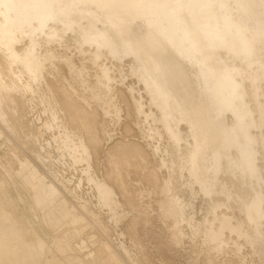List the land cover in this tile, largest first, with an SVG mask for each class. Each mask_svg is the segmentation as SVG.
Segmentation results:
<instances>
[{
    "label": "bare ground",
    "instance_id": "bare-ground-1",
    "mask_svg": "<svg viewBox=\"0 0 264 264\" xmlns=\"http://www.w3.org/2000/svg\"><path fill=\"white\" fill-rule=\"evenodd\" d=\"M233 5L237 7L235 9L237 14L233 11ZM139 20L143 24L137 25V27L136 23ZM84 21H88L87 27L82 24ZM52 22L55 25L60 22L66 23V30H71L74 25H78L82 29V33L76 39L77 43L81 47L84 44L93 47L98 59L103 56L105 49L109 50L114 57L119 56L122 51L134 57L138 64V67L133 69L134 75L144 81L146 91L152 99V105L161 111L162 117L159 121L171 138L174 155L178 158L182 175L183 171L187 170L207 195L212 196L215 192L218 194L217 187L219 186L228 199L237 196L241 200L242 212L254 226L255 236L245 233L247 239L253 241L263 237V191L254 189V195L247 201L240 194L234 193L227 183L224 184L219 179V174L223 172V164L226 162L227 169L235 178L238 177L239 172L242 173L243 185L247 184L246 177H249L251 182L253 179L259 183L264 181L263 172L258 164L259 149L260 147L264 149V88L262 87L264 82V3L261 0H0V114L3 117L6 99H10L11 104L14 105L21 100V97L23 98L20 94L22 92L36 95L34 83L39 84L41 80H45L48 57L41 51L42 40L45 36L46 43L50 44L61 39L58 28L51 27ZM97 23H102L103 28H100ZM113 34H115L114 37ZM26 36H29L28 43L18 46ZM257 52H261V56L256 55ZM185 66H188L191 73L185 69ZM103 75L109 80L112 79L108 70L104 71ZM190 75H193V80ZM17 93L21 96L18 101ZM78 107L77 110L82 108ZM58 109H51L53 121L49 128L54 129L56 126L62 128L60 134L54 135L53 140L57 146L69 150V155L76 164L86 163L87 166L83 168V172L99 193L98 203L102 208H108L117 217L120 202L116 199V191L106 180L103 181L93 175L94 166L89 145L84 137L81 136L77 140L73 131L59 124V121L62 120H59ZM65 109L72 111L74 109L73 102ZM85 111L87 110H84V114ZM70 113H68L69 116L72 115ZM87 113L85 116L88 115ZM229 114L233 116L232 123L228 120ZM23 115L25 114L23 113ZM74 115L79 114L73 113L72 116ZM94 115L92 114V116ZM78 117L81 118V116ZM83 118L85 119V117ZM71 120L73 121L74 118ZM90 120H92L91 117ZM95 120L97 119L95 118ZM182 123L189 127L186 137L183 135ZM84 124L83 126L86 125ZM88 126L90 127V125ZM37 127H34V130ZM95 127L93 128L95 129ZM27 129L29 131V127ZM39 129L42 128L39 127ZM89 129H86L87 133H90ZM31 130L33 131L32 128H30ZM91 134H93L92 130ZM91 134H87L92 137L91 142L98 143L100 141L98 135L93 134L92 136ZM90 137L88 138L90 139ZM41 140L42 138L39 142ZM183 143L186 144L184 149ZM41 148L43 150L44 147ZM156 151H161L159 145L156 146ZM165 151L169 152V149ZM43 154V152L40 153L39 157L43 163H48L52 157ZM62 156L65 158V154ZM162 163L168 167L166 159H163ZM171 164L173 167L175 162L172 161ZM220 171L222 172L220 173ZM36 174L35 169L32 174L34 179H38ZM7 175L10 174L7 173ZM40 180L43 181V179ZM64 180L61 181L62 187L64 186L68 191L69 186ZM72 180L68 182L70 183ZM149 180H151L150 176ZM155 180L158 181L157 173ZM82 183L83 178L79 183L80 187ZM52 184L56 186V193L50 192L51 195H49L48 192L49 203L40 201L44 207L52 205V209L48 212L51 225L55 226L52 224L54 222L52 214L55 211L59 214L58 223L72 219L76 223L83 224L84 221H87L89 224L92 222L102 224L101 214L91 207L90 201L78 200L80 202H76L68 199L67 196V198H62L57 194L61 191V186L59 187L55 182ZM4 185V180L0 177V187H4ZM189 187L190 191H193L192 183H189ZM166 190L170 194L173 192L169 180ZM74 193L76 192L74 191ZM71 194L73 193L71 192ZM172 203L176 212L181 216L182 222L192 225L194 218L186 219L184 217L187 205L181 198L173 196ZM220 208L221 205L218 203L212 205L213 219L206 218L205 220V233L210 241L216 244L222 241L225 230L243 234L242 226L234 225L232 216L225 213L222 218L219 217ZM227 208L229 209L230 206ZM22 210L28 212L24 206H22ZM6 211L2 212L1 215L4 218L0 219L3 222L6 218V221L11 222L14 215L12 213L13 216H9ZM16 220L18 222V219ZM13 222L15 221L13 220ZM31 222L33 223V221ZM16 223L13 225L19 226ZM7 224L9 225V223ZM35 224L32 226L35 227ZM216 224H219V230L216 229ZM201 227V223L195 225L198 233L202 231ZM82 228L85 226H81ZM83 231L84 229H82ZM75 232L80 231L75 230ZM37 234L38 237L35 240H28L23 235L27 243L24 242L26 244L22 245V242L19 245L25 246V248L26 246L30 247L29 249L33 250L34 254L29 249L27 251L29 250L33 257L38 254L43 255L47 249L49 252L53 250V254L56 252L60 255L59 257H50L44 264L108 263L99 261L100 258L95 262L89 261L88 259L94 256L93 252L87 255L88 259L85 255L87 260L80 256H69V253L75 254L77 250L70 244V238L66 234H63L62 238H58V234L53 239V243H49L41 233ZM17 235L20 236L19 233ZM5 241L0 239V250L10 251V244L7 243L9 241L7 239ZM101 244L104 251L107 250L109 253V257H107L110 260L109 264H127L123 252L120 251L123 249L126 254H129L130 251L125 246L117 248L109 238ZM16 245L17 243L14 245L15 248ZM14 247L12 246L11 252H20L17 250L19 246L16 250ZM13 248L14 250H12ZM83 250L81 254L88 252ZM36 253L37 255H35Z\"/></svg>",
    "mask_w": 264,
    "mask_h": 264
},
{
    "label": "rangeland",
    "instance_id": "rangeland-1",
    "mask_svg": "<svg viewBox=\"0 0 264 264\" xmlns=\"http://www.w3.org/2000/svg\"><path fill=\"white\" fill-rule=\"evenodd\" d=\"M261 1L264 3V0ZM236 8V5H233L235 14H237ZM82 24L87 27L89 23L84 21ZM141 24L143 22L139 20L136 26ZM97 25L103 28L102 23H97ZM51 27L58 28L61 39L50 44L46 43L45 36L42 40L41 51L48 57L45 80H41V84L40 82L39 84L34 83L36 95L22 92L20 93L22 98L17 93V101L21 97V102L14 105L11 104L10 99H6L5 103L3 102L5 104L4 117L0 114V177L5 183L4 187H0V218L3 217L2 212L6 210L9 216L14 215L11 221L12 225H10L11 222L6 221V218L5 222L0 219V239L3 241L7 239L11 248L17 243L16 246L19 247L16 248L20 250V252H11L10 248L7 253L8 251L5 252L1 249L0 264H44L50 257H59L58 253L54 252L55 254H53V250L49 252L47 249L43 255L36 253L37 256L34 258L33 250L31 251L30 247L20 246L22 242V245L27 243L26 239L35 240L38 237L37 233L45 236L49 243H53V239L58 234V238H62V235L66 234L70 238V244L77 250L75 254L69 253L68 255L71 257L80 256L84 259L87 257L88 259L87 255L93 252V258L88 259L91 262L100 258L99 261L110 263L107 258L109 253L106 250V254L101 244L109 238L117 248L125 246L130 251L129 254H126L123 249H120L127 264H264V236L253 241L247 239L245 233L255 236V231L254 226L242 212L241 200L237 196L231 198L232 200L228 199L219 186L218 189L216 188L218 194L215 192L212 196L207 195L187 170H184L182 175L178 158L174 155L171 138L159 121L162 117L161 111L152 105V99L146 91L144 81L134 75L133 69L138 67L134 57L124 51L114 57L109 50L105 49L103 56L98 59L93 47H90L89 44H84L81 47L77 43L76 39L82 33V29L78 25H74L71 30H66V23L60 22L55 25L52 22ZM65 31L66 33H64ZM112 36L114 37L115 34ZM115 40L117 41L116 37ZM28 41L29 36H26L18 46L28 43ZM256 55L261 56V52H257ZM187 67L185 66V69L190 72L191 70ZM106 70L112 76L111 80L103 75ZM190 76L193 80V75ZM262 87L264 88V82ZM72 102L76 109H72V111L65 109ZM77 106L82 107V110H87L88 113L85 111V114L88 115L85 116L84 110L78 109L81 111L80 113ZM52 108H59V120H62L59 121V124L61 126L64 125L73 131L77 140L81 136L85 138L92 153L93 175L103 181L106 180L117 193L116 199L120 202L117 217L108 208H102L98 203L99 193L83 172V168L87 166L86 163L76 164L69 155V150L57 146L53 140L54 135L60 134L62 127L56 126L55 130L49 128L53 121ZM68 113L79 115L69 116ZM92 114H95V117ZM76 116H81V118ZM69 118H74V120ZM83 120H87V123ZM228 120L230 123L233 122L231 114H229ZM19 122H21L20 127L18 126ZM31 125L35 128L38 127L34 130L35 128ZM91 125L96 126V130ZM27 126L29 131L32 128L34 132L32 130L29 132ZM86 126L88 127L86 128ZM181 126L183 135L186 137L189 127L185 123H182ZM85 128H90L93 134L98 135L99 144L91 142L92 137L88 136L91 134V130L89 129L90 133H87ZM36 133L39 139L36 137ZM93 134L91 135L93 136ZM41 138L42 143L39 142ZM183 144L184 149L186 144ZM123 145L124 147H122ZM157 145L161 147L159 152L156 151ZM41 147H44L43 150ZM166 149H169V152H166ZM39 151H42L45 156L52 157L48 163H43L39 157L42 152ZM234 153L236 154V152ZM63 154H65V158L62 156ZM163 159L167 160L168 167L162 165ZM172 161L175 162L173 167ZM224 163V170L220 171L222 173L219 174V179L224 184L227 183L234 193L240 194L247 201L254 195V189L264 193V181L259 183L253 179L251 182L250 178L246 177L247 184L243 185L242 173L239 172L238 177L235 178L227 169L226 162ZM258 164L264 177V149L261 147ZM35 169L38 179H34L32 175ZM7 173L10 175L8 176ZM52 173L55 175L53 176ZM156 173L158 181L155 180ZM149 176L151 180H149ZM82 178L83 183L80 187L79 183ZM62 180L68 184L70 192L64 186L62 187ZM69 180L72 181L69 183ZM168 180L171 181L172 194L166 190ZM51 181L59 187L61 186V191L57 192L60 197H68L76 202L78 200L90 201L91 207L101 214L102 224L93 222L89 224L87 221H84L85 223L82 221V224L76 223L72 219L58 223L59 214L55 211L52 214L54 221L52 224L55 226L51 225L48 212L52 209V205L44 207V204L40 202L41 200L48 202V192L49 195L56 193V186ZM57 181L59 182L57 183ZM189 183L193 184V191H190ZM173 196L180 197L187 205L184 217L186 219L194 218L192 225L182 222L181 216L174 209ZM216 203L221 205L219 217L222 218L225 213L232 216L234 225L242 226L243 234L225 230L222 241L217 244L210 241L205 233V220L206 218L213 219L212 205ZM20 205L27 208L28 212L23 211L22 206L19 207ZM227 206L230 208L228 209ZM14 217L15 219H13ZM14 223L19 226L16 227L13 225ZM198 223L202 224V231L199 233L195 228ZM33 224L35 227L32 226ZM77 224L79 225L77 226ZM218 225L216 224L215 227L219 230ZM12 226L14 227L12 228ZM81 226L86 228H82L83 232ZM16 229H19V232ZM75 230L80 232L76 233ZM18 233L20 236L17 235ZM23 235L26 239L23 238ZM21 238L23 239L21 240ZM24 242L26 243L24 244ZM83 249L88 252L81 254ZM15 252L18 254L17 256Z\"/></svg>",
    "mask_w": 264,
    "mask_h": 264
}]
</instances>
